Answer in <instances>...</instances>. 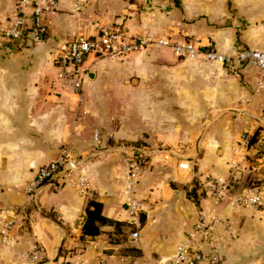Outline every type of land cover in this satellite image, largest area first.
Masks as SVG:
<instances>
[{
	"label": "crops",
	"instance_id": "1",
	"mask_svg": "<svg viewBox=\"0 0 264 264\" xmlns=\"http://www.w3.org/2000/svg\"><path fill=\"white\" fill-rule=\"evenodd\" d=\"M17 1L0 0V20ZM75 3L63 0L49 16L44 43L0 40V264H26L35 244L44 255L40 264L76 254L83 264H172L199 213L224 221L214 229L223 264H264V203L257 212L229 205L250 190L238 184L241 165L227 164L246 153L253 164L264 161V88L252 93L260 71L237 60L247 48L264 51V0H84L80 10ZM107 23L150 42L137 56L88 54L81 91L65 89L56 78V53ZM167 36L224 59L175 57L154 43ZM133 78L138 84L130 88L126 81ZM81 109L86 115L79 116ZM223 110L239 113L217 120L197 153L191 138ZM240 131L253 138L244 152L234 151ZM67 145L78 151L74 170L88 176V193L57 180L27 195L38 167ZM134 148L148 157L134 191L142 202L138 228L128 225L125 212ZM260 167L264 177V163L253 169ZM218 178L227 180V189L214 203L209 185ZM91 199L110 221L94 236L82 233Z\"/></svg>",
	"mask_w": 264,
	"mask_h": 264
},
{
	"label": "built area",
	"instance_id": "2",
	"mask_svg": "<svg viewBox=\"0 0 264 264\" xmlns=\"http://www.w3.org/2000/svg\"><path fill=\"white\" fill-rule=\"evenodd\" d=\"M63 0H18L13 11L7 18L0 20V40L9 41L13 45H23L29 38L35 43H44L49 33V16L54 13ZM84 0H76L75 9L80 10ZM149 38L140 35H126L121 28L113 24H100L94 35H78L65 42L54 57L57 67L56 78L61 85L74 93L82 89L86 72L84 62L88 54H100L110 58H121L144 50ZM154 43L160 47L169 48L172 53L184 60L195 59L204 55L208 59L223 60V56L217 51L203 50L192 40H178L173 37L158 38ZM237 60L246 61L252 67L260 71L256 91L264 88V51L257 48H247L237 55ZM241 144L244 149L249 145L247 135H241ZM136 156L128 158V171L126 173V191L130 194L125 202L127 223L138 228L142 202L134 195L135 185L139 175L145 167L144 160L140 159L141 151L134 148ZM143 156V155H142ZM72 150L63 148L57 159L40 165L35 177L26 186L27 195H33L47 182L60 180L62 184H68L81 194H87L90 189V181L83 172H75L74 167L54 177L59 171L68 165H72ZM54 177V178H53ZM53 178L52 181H50ZM213 192V201L218 203L227 189V180L218 178L209 185ZM264 203V192L261 189L250 190L246 193L235 195L229 205L242 207L249 211L257 212ZM217 216H208L199 213L191 231H189L177 245L171 258L172 264H223V256L216 246L214 229L216 225L223 223ZM12 226L7 224L6 229ZM137 230L132 233L135 239ZM204 243L207 247H202ZM44 259L43 251L35 244L28 251L26 264H40ZM80 255L65 258L60 264H83Z\"/></svg>",
	"mask_w": 264,
	"mask_h": 264
},
{
	"label": "rangeland",
	"instance_id": "3",
	"mask_svg": "<svg viewBox=\"0 0 264 264\" xmlns=\"http://www.w3.org/2000/svg\"><path fill=\"white\" fill-rule=\"evenodd\" d=\"M160 47V46H159ZM162 49H166V50H168L171 54H173L172 53V51L169 49V48H166V47H161ZM145 50V49H144ZM143 52V50L142 51H140L139 53H136V54H132V55H129V56H137V55H140L141 53ZM174 55V54H173ZM175 56V55H174ZM176 57V56H175ZM110 58V57H109ZM137 82V79L136 78H133V81H126V84H127V86H129L130 88H133L134 86H136L138 83H136ZM257 91H256V89H254V91L252 92V93H256ZM130 100V99H129ZM131 100H135V99H131ZM248 102V101H247ZM79 104V103H78ZM235 112H238L239 113V110H223V111H221V112H219V113H217V114H215V115H213V117L206 123V125L203 127V129H201V130H198V131H196V134H195V136L193 137V138H191V142H193V147H194V145H195V149H196V152L198 153V149H199V145H200V141H201V139L205 136V134L206 133H208L209 132V130H210V128H212L213 127V125L215 124V122L217 121V120H219L221 117H223L224 115H226L227 113H235ZM83 115H86V113L81 109V114L79 115V116H83ZM242 134H245V135H247V137L249 138V140H250V137H251V135H250V133L249 132H247V131H240V133H239V135H238V139L235 141L236 142V144L234 145V151H237V149H238V151H243L244 152V150H246V149H244V147L245 146H243L242 144H241V140H240V138H241V135ZM109 143L110 144H112V141L111 140H109ZM197 144H199L198 145V148L196 147L197 146ZM249 144H250V142H249ZM140 146V145H139ZM137 146L138 148H144V147H142V146ZM264 146V145H263ZM66 148H68V149H70V150H72L71 149V147L72 146H70V145H67V146H65ZM64 147V148H65ZM96 147V146H95ZM249 147V145L247 146V148ZM97 149H100L101 147L99 146V144H98V147H96ZM155 148H157L156 146H155ZM155 148H153V149H155ZM168 149H169V147H167ZM240 148V149H239ZM145 149V148H144ZM77 151V150H76ZM232 150L230 149V152H231ZM242 152V154H244ZM72 154H73V151H72ZM142 158H144L143 160V162L145 163L146 162V160L148 159V157L147 156H145V154H143V156H141ZM239 158H240V156H238ZM253 155H251V154H248V153H246L245 154V157H244V159H243V161H240V160H242L241 158H240V160L238 159V160H236L235 158H232L231 156L229 157V160H227V164L229 165V166H235L234 168H236V164L239 166V165H241V175H242V173H243V175H242V177H241V179H238L239 180V182H238V184H240V186L241 187H243L244 189H246V190H254V189H259L260 187H261V185H263L264 186V177H262L261 175H258V172L260 171L261 172V170H263V168H259V169H253V166H257V165H259V164H263L264 163V161H260V162H254V164L252 163L253 162ZM254 161H256V160H254ZM241 162H243V163H241ZM146 166V165H145ZM259 170V171H258ZM259 172V173H260ZM192 183H193V185L194 186H197V185H199V184H201V182H200V179H199V177L198 176H195L194 178H193V180H192Z\"/></svg>",
	"mask_w": 264,
	"mask_h": 264
},
{
	"label": "trees",
	"instance_id": "4",
	"mask_svg": "<svg viewBox=\"0 0 264 264\" xmlns=\"http://www.w3.org/2000/svg\"><path fill=\"white\" fill-rule=\"evenodd\" d=\"M253 142V138L249 140ZM141 158V157H140ZM102 204L96 200H89L86 206V219L82 225V233L84 235L94 236L99 233L100 226L110 222L102 215ZM131 226L130 224H128Z\"/></svg>",
	"mask_w": 264,
	"mask_h": 264
},
{
	"label": "water",
	"instance_id": "5",
	"mask_svg": "<svg viewBox=\"0 0 264 264\" xmlns=\"http://www.w3.org/2000/svg\"><path fill=\"white\" fill-rule=\"evenodd\" d=\"M198 145L199 144H197V148H198ZM120 148V147H119ZM121 149V148H120ZM109 150H111V149H105V150H103V151H101V153H107V152H109ZM78 153V151H73V154H77ZM76 165V163L74 162L72 165H68L67 167H65V168H63L61 171H59L54 177H58V176H60L61 174H63V173H65L66 171H68L69 169H71L72 167H74ZM53 177V178H54ZM53 178L50 180V181H52L53 180Z\"/></svg>",
	"mask_w": 264,
	"mask_h": 264
}]
</instances>
